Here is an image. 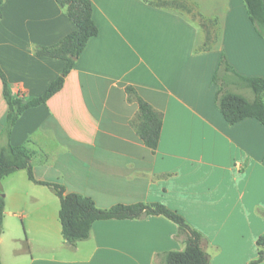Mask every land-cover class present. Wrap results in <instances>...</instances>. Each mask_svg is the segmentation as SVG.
<instances>
[{
  "label": "crops",
  "instance_id": "0c3cea01",
  "mask_svg": "<svg viewBox=\"0 0 264 264\" xmlns=\"http://www.w3.org/2000/svg\"><path fill=\"white\" fill-rule=\"evenodd\" d=\"M92 2L98 34L62 87L19 116L10 143L28 149L36 180L102 209L161 203L202 234L209 264H250L264 233V125L251 117L230 125L213 82L223 53L238 74L264 78V38L243 0H226L221 40L210 49L198 48L199 30L181 13L146 0ZM75 28L56 0H4L0 68L14 94L45 93L66 61L34 48ZM138 96L162 114L155 149L138 133ZM8 110L0 75V147ZM0 195L2 264H162L159 254L186 247L163 215L98 220L89 238L68 245L59 196L27 169L3 177Z\"/></svg>",
  "mask_w": 264,
  "mask_h": 264
},
{
  "label": "trees",
  "instance_id": "16d2710c",
  "mask_svg": "<svg viewBox=\"0 0 264 264\" xmlns=\"http://www.w3.org/2000/svg\"><path fill=\"white\" fill-rule=\"evenodd\" d=\"M4 0H0L1 6ZM66 11L76 28L66 34L60 41L51 45H37L36 54L59 58L66 65L55 80L51 82L44 94L35 97H23L14 94L5 73L0 68L4 83V94L9 104L5 117L3 134L7 141L0 147V181L19 169H27L30 179L50 186L60 198L59 218L63 237L68 245L75 246L77 242L90 237L94 222L106 219H136L148 215H163L175 222L180 235L186 236L184 250H171L159 254L162 264H209L208 255L203 248L202 234L191 227L176 211L161 203L137 202L133 204L119 203L110 208H99L90 196L78 193H65V188L56 183L42 182L35 179L31 164V154L24 146H14L10 143L11 129L19 116L30 107L44 103L63 85L66 75L75 65L76 60L84 51L90 38L99 32L93 19L92 0H56ZM248 17L256 32L264 38V0H243ZM213 82L219 86L216 93V103L226 121L233 125L245 118H255L264 125V78L248 77L235 72L223 53L219 66L213 75ZM127 92H135L128 86ZM139 124L138 133L145 144L152 149L157 148L162 128V114L142 97L138 96ZM5 199L0 195V235L3 231ZM258 257L250 264H260L264 261V233L258 238ZM0 264L1 255H0Z\"/></svg>",
  "mask_w": 264,
  "mask_h": 264
},
{
  "label": "rangeland",
  "instance_id": "374dc122",
  "mask_svg": "<svg viewBox=\"0 0 264 264\" xmlns=\"http://www.w3.org/2000/svg\"><path fill=\"white\" fill-rule=\"evenodd\" d=\"M146 2L181 13L193 21L199 30L201 43L198 48H213L221 40L227 10L226 0H146ZM215 2H219V5H214Z\"/></svg>",
  "mask_w": 264,
  "mask_h": 264
}]
</instances>
